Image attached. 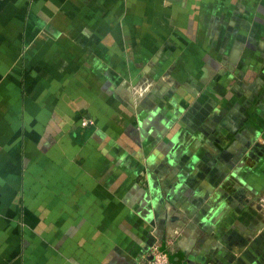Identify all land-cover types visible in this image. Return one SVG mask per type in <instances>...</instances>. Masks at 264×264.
Masks as SVG:
<instances>
[{
  "label": "crops",
  "instance_id": "obj_1",
  "mask_svg": "<svg viewBox=\"0 0 264 264\" xmlns=\"http://www.w3.org/2000/svg\"><path fill=\"white\" fill-rule=\"evenodd\" d=\"M154 245L264 264V0H0V264Z\"/></svg>",
  "mask_w": 264,
  "mask_h": 264
},
{
  "label": "built area",
  "instance_id": "obj_2",
  "mask_svg": "<svg viewBox=\"0 0 264 264\" xmlns=\"http://www.w3.org/2000/svg\"><path fill=\"white\" fill-rule=\"evenodd\" d=\"M93 120L89 117L82 119V125L87 126L91 124ZM141 264H175L170 257V252L161 249L160 246L154 245L151 251V256Z\"/></svg>",
  "mask_w": 264,
  "mask_h": 264
}]
</instances>
